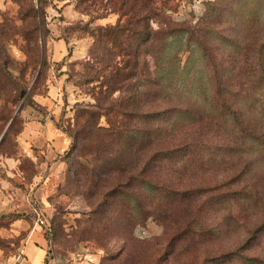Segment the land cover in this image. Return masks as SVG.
I'll return each instance as SVG.
<instances>
[{
	"label": "rangeland",
	"instance_id": "374dc122",
	"mask_svg": "<svg viewBox=\"0 0 264 264\" xmlns=\"http://www.w3.org/2000/svg\"><path fill=\"white\" fill-rule=\"evenodd\" d=\"M128 5L0 0V14L18 28L10 43L12 66L26 68L37 47L48 62L31 99L0 103V138L18 112L0 145V264H19L35 230L46 239L44 264H201L230 252L235 257L221 264H264V0H175L164 15L140 22L137 28L154 32L175 29L168 42L141 49L143 76L132 80L141 92L157 89V59L167 47L165 92H151L126 119L128 128L152 130L157 144L139 157L117 155L122 171L103 172L97 189L90 191L78 176L79 163L93 167L91 148L101 134L88 144L74 141L76 110L105 100L99 81L82 83L80 63L92 52L104 54L91 29H118L129 21ZM37 6L44 8L45 35L31 30L32 19L42 18L35 16ZM25 74L32 88L37 72L29 67ZM177 107L189 116H174ZM102 113L98 126L105 129L109 119ZM34 122H51L70 138L69 150L57 155L50 141L44 148L31 142L25 132ZM177 139L199 147H190L184 163L173 158L147 165L158 147ZM122 147L104 153L116 155ZM139 173L160 187H139L136 179L130 186ZM114 186L120 198L111 194ZM169 187L181 196L178 202L165 198L162 189ZM127 193L137 201L133 208Z\"/></svg>",
	"mask_w": 264,
	"mask_h": 264
},
{
	"label": "trees",
	"instance_id": "16d2710c",
	"mask_svg": "<svg viewBox=\"0 0 264 264\" xmlns=\"http://www.w3.org/2000/svg\"><path fill=\"white\" fill-rule=\"evenodd\" d=\"M39 1L40 3L42 2V0ZM174 1L175 0H170V2L165 0H127L129 5L125 9L124 15L130 22L127 21L118 29H113L114 31L116 30L114 37L110 36L114 33V31H111L108 27H95L94 29H91L94 35V44L99 43L100 47L103 45L104 54L97 55V53L92 52L86 60L80 63L84 68L82 83L86 84L99 81L101 85L100 88L104 91L102 94L104 93L105 100L102 102L100 101L101 97H99L97 98L96 105L93 107H79L76 110V132L75 134L69 133V136L72 137L74 141L83 140L86 144L93 139V136H99L101 134V137L95 141L96 145H92L93 147L91 148L94 154L93 167L88 168L89 164L86 161V163L81 162L79 163L77 173L78 176L81 177V180L88 185H91L89 188L90 191L93 188H98V184L100 182L98 179L102 177L99 175L103 174V172L107 170H110V172L122 171L121 167H123L125 163L118 162V158L116 157L117 155H122L125 158L130 156L139 157L138 154H141L144 150H146V148H154L157 144L156 141L158 139L150 134V131L152 130L144 129L142 131H137L135 129L128 128L126 127V119L128 117V111L130 112L132 108L139 105V101L148 97L151 92H165L166 90L163 81V76L165 74L163 73L167 74V71L169 70L163 65V61L165 57L169 56L167 47L165 48V52L163 49L164 54H161V56L157 59L158 64L160 65L159 70L161 72L158 76V82L156 83L157 89L148 88L141 92L139 87H137L135 83H132V80L139 79L143 76L138 75V66L140 64V59L138 61V57L141 56V49L156 48L161 45V43L166 41L168 42V39L175 35V29L164 33L161 31H150V26H145V29L137 27L140 26V22L152 20L155 18V15H164L167 10L172 9ZM33 10L35 12V16L36 14H39L42 18L39 21L36 19L34 20V18L32 19L31 30L36 31L37 33L44 32L45 35L44 27L46 21L44 18V8L42 6H37ZM133 21H136L135 26L131 23ZM8 22L10 21L0 14V103H3L2 106L8 105L15 100L18 101L24 98L26 100L31 99L32 91L40 83L45 68L48 66L47 59L41 47H37V54L34 55L26 68H14L12 66L13 62L9 57L10 43L14 41L18 28ZM96 32L98 34H96ZM154 53L155 52H152L151 54L154 56ZM29 67H33L35 74L36 72L37 74L39 73L38 76L36 74L33 79L32 88H30V83L28 84L26 82L25 72ZM69 76L71 77V75ZM146 79L150 82V79ZM117 93L119 96L115 99L114 96ZM147 100H149V98ZM188 111V109H180L177 107L173 115L185 118L189 116ZM102 112H104L109 119L108 127L105 129L98 126V118L103 115ZM16 117L17 116L14 117L13 123L7 134L13 129V126L16 123ZM123 119H125V121ZM160 130H162V125ZM133 136H135V138H133ZM177 141H179V143L173 142L170 144L171 147H158V150L146 159L147 165L152 164L153 166L158 162L167 160L172 161L173 158L176 160L181 159L179 162L184 163L186 158L189 157L188 150L190 147H199V143L197 142L192 144L187 140L181 141V139H177ZM159 142L161 143L160 140ZM120 143L123 144V147L115 151L116 155L108 156V154L104 153L110 149L113 150L112 147L115 146V144L118 145ZM135 146L136 149L133 151ZM89 154L92 155L90 151ZM100 154H103V156L100 157ZM117 166H120V168ZM146 169L143 171V174L147 171ZM143 174L139 173V175L131 176L130 186L133 180L136 179L139 183V187L142 186L150 188L154 191L156 187H160L159 185L149 181L148 176L146 174L144 176ZM128 185L129 182H127L126 186ZM111 190V194L116 195V198L121 197L120 193H116L119 192V189H116V186H114ZM162 190L164 191V194L166 195L165 198L167 200L177 201L181 198L175 188L169 187ZM184 193H187L186 190L182 191V194ZM125 197H128L127 199L131 202L130 206L133 208L132 204L137 202L136 199L132 198L133 196L131 193H127ZM173 201L168 202V204L174 203ZM125 212L130 215V210H126ZM234 254L236 253L230 252L221 253V255L216 257L209 256L204 258L201 264H221L223 260L225 261L227 259L230 260L234 258ZM240 258L244 259L245 262H252L251 259L244 255ZM254 261H259L261 264L263 262L260 259H256ZM154 264H161L160 259L156 260ZM188 264H198V262H190Z\"/></svg>",
	"mask_w": 264,
	"mask_h": 264
},
{
	"label": "crops",
	"instance_id": "0c3cea01",
	"mask_svg": "<svg viewBox=\"0 0 264 264\" xmlns=\"http://www.w3.org/2000/svg\"><path fill=\"white\" fill-rule=\"evenodd\" d=\"M25 135L31 142L38 143L40 148H44L46 142H51V148L55 154L63 155L69 150L71 141L70 138L57 130L51 122H37L32 123L26 129ZM48 145H50L48 143ZM33 241L30 237L28 243L24 246L23 257L19 264H44L45 262V243L46 239L35 230ZM34 234V233H33Z\"/></svg>",
	"mask_w": 264,
	"mask_h": 264
},
{
	"label": "water",
	"instance_id": "95a60500",
	"mask_svg": "<svg viewBox=\"0 0 264 264\" xmlns=\"http://www.w3.org/2000/svg\"><path fill=\"white\" fill-rule=\"evenodd\" d=\"M38 5H39V3H38ZM41 67H42V65H41ZM40 69H41V68H40ZM39 72H40V71H39ZM38 74H39V73H38ZM38 74H37V76H38ZM17 114H18V112H17ZM17 114H16V116H17ZM13 120H14V118L11 120V122L9 123V125H8V127L6 128L5 132H4L3 135L1 136V138H0V144H1V142L3 141L4 137L6 136V134H7L8 130H9L10 126L12 125Z\"/></svg>",
	"mask_w": 264,
	"mask_h": 264
},
{
	"label": "built area",
	"instance_id": "2783aa9c",
	"mask_svg": "<svg viewBox=\"0 0 264 264\" xmlns=\"http://www.w3.org/2000/svg\"><path fill=\"white\" fill-rule=\"evenodd\" d=\"M39 223H40L41 225H45V224H46L45 220H44V219H40V218H39Z\"/></svg>",
	"mask_w": 264,
	"mask_h": 264
}]
</instances>
